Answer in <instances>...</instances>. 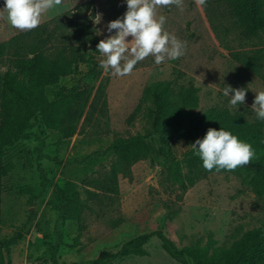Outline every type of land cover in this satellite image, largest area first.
I'll list each match as a JSON object with an SVG mask.
<instances>
[{
  "label": "rangeland",
  "instance_id": "rangeland-1",
  "mask_svg": "<svg viewBox=\"0 0 264 264\" xmlns=\"http://www.w3.org/2000/svg\"><path fill=\"white\" fill-rule=\"evenodd\" d=\"M3 7L4 0H0V42L17 31L8 23ZM126 10L125 0H62L42 18V23L51 20L49 29L67 39L81 37L79 26H89L92 41L86 50L91 62L79 64L74 73L61 79L60 86H91L92 99L102 83L107 105L101 112L83 114L68 139L37 118L29 139L5 147L0 237L25 225L21 239L11 247V264H50L47 243L57 236L53 183L66 187L76 199L71 215L61 225L59 264L95 257L102 249L116 251L126 240L153 230L163 231L178 247L198 245L214 253L264 222V197L254 190L256 179L251 172L203 170L182 190L181 180L197 156L190 146L194 139L170 140L168 152L160 148L155 136L150 137V154L117 173V193L101 188L116 161L112 151L87 164H65L70 157L104 149L116 136L150 131L154 103L145 89L161 81H171L173 87L189 83L197 87L198 106L180 124L189 134L200 135L195 114L211 109L228 108L249 121L256 119L251 105L256 93L264 91V58L258 57L264 50V27L247 34L230 15L227 0H207L204 7H198L195 0H184L183 11L176 6L159 7L157 18L166 17L164 30L186 42L185 55L158 66L150 55L130 75L117 77L100 67L105 57L96 45L109 35L107 23L121 18ZM251 57L254 66L248 67L246 59ZM225 85L247 90L245 103L237 110L223 95ZM165 126L174 128L170 121ZM39 165L48 179L45 189ZM145 249V255H129L109 264H182L155 236ZM4 260L2 253L0 264Z\"/></svg>",
  "mask_w": 264,
  "mask_h": 264
},
{
  "label": "trees",
  "instance_id": "trees-1",
  "mask_svg": "<svg viewBox=\"0 0 264 264\" xmlns=\"http://www.w3.org/2000/svg\"><path fill=\"white\" fill-rule=\"evenodd\" d=\"M227 4L230 15L243 26L247 34H254L264 27L263 0H227ZM50 22H43L31 31H16L10 38L0 42V173L5 168V147L12 146L20 139H29L35 119L40 118L47 127L56 130L61 138L68 139L76 132L83 114L90 116L101 112L107 105L102 83L98 85L92 99L91 86L80 89L60 86L61 79L74 73L79 64L91 62L86 50L87 44L92 41L89 26H79L81 37L67 39L64 34L50 30ZM258 57L264 58V50ZM246 65L254 66L253 57L246 59ZM145 94L150 95L154 103L150 131L116 136L104 149L70 157L65 164H87L112 151L116 161L101 188L117 193V173L150 154V137L155 136L160 148L168 152L171 151L170 140L195 139L196 136L181 130L180 124L184 117L192 115L190 109L198 106L197 87L192 83L173 87L171 81H161L148 86ZM195 118L202 138L209 128L217 131L222 128L252 145L256 154L254 159L239 169L255 176L253 188L264 197V121L257 118L249 121L242 113L231 112L228 108L196 113ZM169 121L173 129L165 126ZM203 170L206 171L202 160L198 156L194 157L189 173L181 180L182 190L192 185ZM39 171L41 186L45 189L48 179L40 165ZM52 196L57 209L54 227L57 236L53 243L47 244L50 264H59L61 225L71 215L76 199L66 187L57 183H53ZM24 228L25 225L8 237H0V254L4 253L5 257L2 264H11V247L21 239ZM43 236L48 238L44 233ZM153 236L160 240L162 248L171 257L182 264H264V222L244 231L229 247L214 253L198 245L178 247L163 231L153 230L126 240L116 251L102 249L95 257H83L68 264H109L129 255L142 256L146 254L145 244Z\"/></svg>",
  "mask_w": 264,
  "mask_h": 264
},
{
  "label": "clouds",
  "instance_id": "clouds-1",
  "mask_svg": "<svg viewBox=\"0 0 264 264\" xmlns=\"http://www.w3.org/2000/svg\"><path fill=\"white\" fill-rule=\"evenodd\" d=\"M127 10L121 18L107 23V38L96 45L105 59L100 61L104 72L111 70L112 75L125 77L132 73L135 65L150 55L155 64L165 60H176L186 53V42L164 30L166 17L157 18L159 7L176 6L184 10V0H125ZM198 7L206 6L207 0H195ZM62 4V0H4L3 12L11 28L31 31L42 23L45 13ZM115 30V33H113ZM131 37L128 41L126 38ZM246 89H234L225 85L223 95L229 97L230 107L237 110L246 100ZM230 93L234 95L230 96ZM251 109L258 120L264 121V91L256 93ZM202 160L206 171H234L246 166L255 157L251 144L242 142L238 137L224 129L209 128L203 139L190 145Z\"/></svg>",
  "mask_w": 264,
  "mask_h": 264
},
{
  "label": "water",
  "instance_id": "water-1",
  "mask_svg": "<svg viewBox=\"0 0 264 264\" xmlns=\"http://www.w3.org/2000/svg\"><path fill=\"white\" fill-rule=\"evenodd\" d=\"M197 139H203V138H202L201 135H197V136L195 137V139H194V142H195ZM194 142H193V143H194Z\"/></svg>",
  "mask_w": 264,
  "mask_h": 264
}]
</instances>
